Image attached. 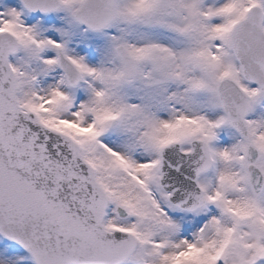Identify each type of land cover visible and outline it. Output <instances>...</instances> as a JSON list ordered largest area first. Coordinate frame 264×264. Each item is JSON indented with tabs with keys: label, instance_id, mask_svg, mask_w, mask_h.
<instances>
[{
	"label": "snow or ice",
	"instance_id": "6c2138e0",
	"mask_svg": "<svg viewBox=\"0 0 264 264\" xmlns=\"http://www.w3.org/2000/svg\"><path fill=\"white\" fill-rule=\"evenodd\" d=\"M0 264H264V0H0Z\"/></svg>",
	"mask_w": 264,
	"mask_h": 264
}]
</instances>
